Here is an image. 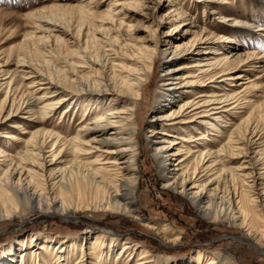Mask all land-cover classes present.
Wrapping results in <instances>:
<instances>
[{"label":"bare ground","instance_id":"obj_1","mask_svg":"<svg viewBox=\"0 0 264 264\" xmlns=\"http://www.w3.org/2000/svg\"><path fill=\"white\" fill-rule=\"evenodd\" d=\"M196 1L205 7L218 3ZM103 4L107 9L101 12L99 8ZM133 4L140 6L142 12L148 9L143 0H135ZM125 5L123 0H80L73 6H53L34 13L40 23L34 40L62 44L64 39H73L70 44L76 45V50L71 56L75 61L70 71H66L70 76L65 71L42 75L33 61L25 57L17 59L11 69H0V95H3L0 126L26 118L19 115H31L37 123H42L63 106L66 107L60 110L61 117L79 114V110L82 114L71 134L62 136L42 126L20 141L23 147L15 156L0 149V222L16 218L25 221L31 216L75 219L86 211L111 213L145 225L156 232L163 244L173 246L180 241L181 233L167 224L157 227L156 223L145 221L136 206L141 152L137 140V106L160 53L163 68L160 86L164 95L155 108L161 112L147 125V140L156 164L160 166L163 160L167 161L166 168H159L161 186L189 200L204 219L238 231L242 240L264 255V127H258L260 122L264 123V100L252 103L244 97L243 104L249 103L256 119H242L233 125L225 121L224 114L242 107L235 97L242 91L212 92L204 99H199L204 95L181 99L184 90L195 85L182 76L187 68H194L199 74L213 73L212 83H215L249 61L253 66L257 63L264 66V58L252 52L244 55L245 58L229 56L221 51L228 48L223 37H214L202 29L192 33L190 40L179 43L181 36L193 27L185 23V14H176V10L171 12L178 16L181 32L164 40L166 47L162 51L159 41L152 49L143 45L134 55L123 54L115 48L121 43L124 19L128 17ZM80 41L86 45L83 49ZM27 43H23L24 47ZM89 44L99 46L95 55L87 52ZM117 60L130 61L133 68L124 67L126 74L121 76L115 72V67L120 68ZM181 61L184 63L179 65ZM191 61L193 65L186 66ZM238 80L237 86H241L247 79L238 74L227 77L226 81ZM252 85L261 88L259 81ZM18 97L19 104L15 106ZM195 124L202 130L210 128L220 133L214 135L217 139H211L214 147L201 150L192 145L204 138ZM219 127H223V132ZM189 128L198 130L201 137H191ZM182 129L187 137L176 142ZM219 155L234 162V167L225 169ZM224 180L234 187H223ZM81 234L77 242L44 235L40 245L35 234H29L30 253L34 256L29 264H44L48 257L56 258L57 264H67L72 259L75 264H89L83 250V242L89 238L98 241L96 253L103 254V262L116 250L115 264H154L147 250L127 240L118 249L114 244L116 236L96 234L88 229H82ZM20 240L1 249L0 264H14L16 250L20 254L26 252L27 248L16 247L23 243ZM76 246L81 249L77 251ZM41 253L44 257H40ZM196 253L198 264L201 258L203 264H225L220 257L202 251ZM22 256L16 264H27ZM189 261L184 258L175 264H190Z\"/></svg>","mask_w":264,"mask_h":264},{"label":"rangeland","instance_id":"obj_2","mask_svg":"<svg viewBox=\"0 0 264 264\" xmlns=\"http://www.w3.org/2000/svg\"><path fill=\"white\" fill-rule=\"evenodd\" d=\"M79 1L0 0V69H11L17 59L25 57L26 59H31L39 73L45 76L50 75L54 71H70L72 68L71 63L75 61L74 57L71 56L72 52L76 50V45L70 44L73 39H64L62 44L48 43L47 41L43 43L37 41V39L34 40L33 35L38 29V24H40L36 21L37 15H34V13L53 6H73ZM143 1L144 7L148 9L142 12L140 11V6L137 8L133 4L135 0H123L126 3L128 17L124 19V30H122L119 38L121 45L118 44L116 46L118 48H115L116 51L120 50L121 53L129 55L131 52L136 53L140 46L143 45L148 50L152 49L159 41H162L160 45V51H162L166 47L163 41L181 32V29L178 28L179 19L176 16V14L181 12L185 14L183 18L185 23H191L193 28H189V32L185 30L187 34L181 36L179 43L190 40L192 33L197 32V29H202L211 35L213 34L214 37L226 38H222V40L225 41L224 44H227L228 48L222 49V47H219L222 52L227 53L229 56L230 54L244 56L252 52L258 58H264V0H217L218 3L208 7L197 4L196 0H152L153 4L147 3L150 2L149 0ZM99 9L104 12L107 6L103 4ZM173 10H176L177 13L173 14L171 12ZM144 14L146 16H143ZM56 22L59 21L56 20ZM59 23L62 24L61 22ZM74 36L76 37L75 32ZM80 42V46L83 49L86 45L83 41ZM23 43L24 45L27 43V47H24ZM124 43L127 46L123 47ZM119 46L121 47L119 48ZM132 47H136L137 50L132 49ZM86 48L88 53L91 52L90 54L95 55L99 46L97 45L96 47L94 44H89ZM158 56L159 61L154 67L152 77H149V81H147L148 85L142 93V101L137 106L139 129L137 140L141 152L138 164L139 178L136 190V206L139 215L145 221L154 222L157 227L167 224L174 231L181 233L180 241L173 246L163 244L156 232L145 225L111 213L100 214L86 211L78 214L75 219L31 216L24 221L16 218L0 222V251L10 245V243H16L18 239H21L20 242L23 243H20L21 246L16 247L27 248L23 254H20L17 250L15 251L14 264L19 262L21 255H23L22 259L27 264H29L30 259L34 258L30 253V246L32 245H29V238L27 237L29 234H35L36 239H38L36 241L37 245H40L44 235H56L59 238L72 239L77 242L78 237L82 236V229H88L96 234L102 233L103 235L116 236L117 240L114 244L118 249L126 240L133 245L141 246L142 249L147 250L152 256L154 264H175V262L178 263L184 258H188L190 264H198L196 258V252L198 251L205 252L210 256L220 257L225 264H264V255L242 240V235L238 231L204 219L189 200L161 186L159 168H166L167 161L166 159L163 160L160 166L156 164L151 156L147 140V125L152 121L155 114L161 112L156 111L155 108L160 103L162 95H164L160 86V75L163 70L161 65L162 55L159 53ZM116 62H118L120 68L115 67V72L121 74V76L126 74L124 67H131L130 61L117 60ZM183 63L182 61L179 62V65ZM248 63L250 61L242 64V67L238 66L233 69L228 76L217 79L215 83H212L214 81L212 80L213 73L199 74L194 68L185 69L182 76L188 77V80H192L195 85L184 90L185 94H183L181 99H184V97L194 98L200 95L204 96L199 99H204L212 92L221 94L230 90L242 91L240 95L235 97H237L239 105H242L243 108L238 107L229 114L225 113V121L229 120L233 125L238 124L242 119L254 121L256 115L252 107L248 106L249 103L243 104V98L246 97L252 103L264 100V66L259 63L254 64V66ZM192 65L193 62L191 61L186 66L191 67ZM65 74L70 76L69 72ZM238 74L246 76L245 84L237 86L239 80L237 82L226 81L227 77ZM258 81L261 83V88L256 89V85H252V83ZM231 83H233V86H231ZM2 98L3 95L1 94L0 101ZM18 99L19 97L15 100L17 102L15 106L19 104ZM235 100L233 99V101ZM64 107L66 106H63L60 110L65 109ZM60 110L48 115L42 123H37L36 119L31 115L22 116L19 114V117L26 118L16 120V122H5L0 126V149L11 156H15L22 150L23 146L20 141L28 139L30 132L42 126L47 129H53L62 136L73 133L77 120L82 115L80 110L79 114L72 115L68 113L65 117L60 116ZM74 118H76L75 122ZM188 120L187 117L184 120L185 123ZM200 121L201 119H197V122ZM260 124L261 126L258 125V127L262 129L264 123L260 122ZM195 126L196 128L199 127L202 131L199 130L200 134H203L204 138L192 145L201 150L214 147L212 145L215 144L211 139H217L214 135L220 133L210 128H203L202 130L198 124H195ZM222 128L219 127L221 132L224 130ZM183 131L184 129L178 133L179 139H176V142H180L187 137L184 135L186 132ZM188 131L189 135L194 137V139L201 137L196 132L198 130L189 128ZM218 160L225 169L235 165L234 162H229L223 155H219ZM225 180L222 181L223 187L228 185V189H230L233 186L232 183ZM120 240L122 242H119ZM97 242L91 238L83 242V250L85 249L87 252L86 259L89 264H115L116 250L111 252L108 261L103 262V254L98 255L96 253L99 250V243ZM80 247L76 246L77 251L81 249ZM138 247L136 246V248ZM40 257H44V253H41ZM203 262L201 258L199 264H203ZM44 264H57V260L56 258L48 257L44 260ZM67 264H75V262L72 259Z\"/></svg>","mask_w":264,"mask_h":264}]
</instances>
